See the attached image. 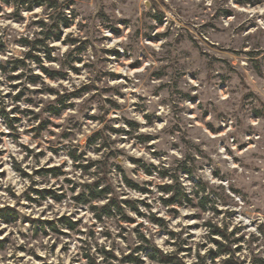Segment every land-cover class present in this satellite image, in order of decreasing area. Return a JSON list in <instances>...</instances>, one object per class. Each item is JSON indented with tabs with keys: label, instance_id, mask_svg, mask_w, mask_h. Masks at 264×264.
Listing matches in <instances>:
<instances>
[{
	"label": "clouds",
	"instance_id": "9594fccd",
	"mask_svg": "<svg viewBox=\"0 0 264 264\" xmlns=\"http://www.w3.org/2000/svg\"><path fill=\"white\" fill-rule=\"evenodd\" d=\"M264 264V0H0V264Z\"/></svg>",
	"mask_w": 264,
	"mask_h": 264
},
{
	"label": "trees",
	"instance_id": "16d2710c",
	"mask_svg": "<svg viewBox=\"0 0 264 264\" xmlns=\"http://www.w3.org/2000/svg\"><path fill=\"white\" fill-rule=\"evenodd\" d=\"M162 263H165V264L172 263L173 264V261H171V260H169V261H162Z\"/></svg>",
	"mask_w": 264,
	"mask_h": 264
},
{
	"label": "rangeland",
	"instance_id": "374dc122",
	"mask_svg": "<svg viewBox=\"0 0 264 264\" xmlns=\"http://www.w3.org/2000/svg\"><path fill=\"white\" fill-rule=\"evenodd\" d=\"M130 264H134V262H130ZM162 264H165V263H162ZM167 264H172V263H167Z\"/></svg>",
	"mask_w": 264,
	"mask_h": 264
}]
</instances>
